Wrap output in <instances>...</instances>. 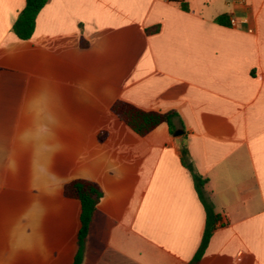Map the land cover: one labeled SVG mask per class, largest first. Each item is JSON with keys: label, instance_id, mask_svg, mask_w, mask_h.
Listing matches in <instances>:
<instances>
[{"label": "crops", "instance_id": "obj_1", "mask_svg": "<svg viewBox=\"0 0 264 264\" xmlns=\"http://www.w3.org/2000/svg\"><path fill=\"white\" fill-rule=\"evenodd\" d=\"M25 5L0 0V264H74L78 179L103 192L81 264H264V0H49L21 40ZM189 166L220 217L198 262Z\"/></svg>", "mask_w": 264, "mask_h": 264}, {"label": "trees", "instance_id": "obj_2", "mask_svg": "<svg viewBox=\"0 0 264 264\" xmlns=\"http://www.w3.org/2000/svg\"><path fill=\"white\" fill-rule=\"evenodd\" d=\"M48 2L49 0H26L24 9L19 13L13 25V32L19 39L30 40L33 37L36 29L37 17ZM217 21L221 24H226L227 18L222 16L219 17ZM157 30L158 28L149 31V33ZM112 111L141 136L149 134L161 124H167L171 132H174L175 130L173 119L177 114L174 111H147L124 100L117 101L113 105ZM189 168L193 174L195 188L199 198L201 199L207 213L205 234L194 259V262H198L203 256L209 241L217 228L220 217L216 214L213 204L206 196L205 186L208 183V180L199 175L194 170L193 166H189ZM64 195L67 198L78 200L81 204V228L78 234V252L74 261V264H81L83 261L86 238L93 217L97 211V207L103 198V192L98 184L88 180L78 179L73 180L64 186Z\"/></svg>", "mask_w": 264, "mask_h": 264}, {"label": "built area", "instance_id": "obj_3", "mask_svg": "<svg viewBox=\"0 0 264 264\" xmlns=\"http://www.w3.org/2000/svg\"><path fill=\"white\" fill-rule=\"evenodd\" d=\"M169 3H183L185 0H165ZM237 21L235 19L231 20L232 25H236Z\"/></svg>", "mask_w": 264, "mask_h": 264}, {"label": "water", "instance_id": "obj_4", "mask_svg": "<svg viewBox=\"0 0 264 264\" xmlns=\"http://www.w3.org/2000/svg\"><path fill=\"white\" fill-rule=\"evenodd\" d=\"M178 134H180L179 132L178 133H176V135H178Z\"/></svg>", "mask_w": 264, "mask_h": 264}]
</instances>
